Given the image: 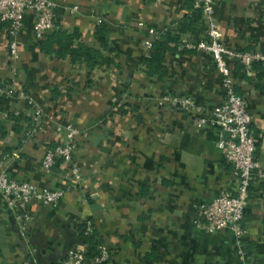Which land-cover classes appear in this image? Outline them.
Here are the masks:
<instances>
[{"label":"crops","instance_id":"obj_1","mask_svg":"<svg viewBox=\"0 0 264 264\" xmlns=\"http://www.w3.org/2000/svg\"><path fill=\"white\" fill-rule=\"evenodd\" d=\"M198 1L55 0V38L36 39L28 11L18 58L0 21V80L15 89L0 98V170L66 190L54 204L25 208L0 195V264H58L71 247L87 250V220L97 248L109 250L104 264H264V179L251 183L240 235L208 232L200 206L234 189V167L218 146L221 127H195L194 112L169 99L189 97L208 109L224 100L210 53L189 46L207 27ZM215 2L227 46L264 50V0ZM61 34L73 35L72 48L96 52V64L59 55ZM148 41H160L159 65L145 62ZM233 74L264 168V65H236ZM70 124L81 132V181L60 158L50 172L42 167Z\"/></svg>","mask_w":264,"mask_h":264},{"label":"built area","instance_id":"obj_2","mask_svg":"<svg viewBox=\"0 0 264 264\" xmlns=\"http://www.w3.org/2000/svg\"><path fill=\"white\" fill-rule=\"evenodd\" d=\"M216 0H199V7L203 10L207 21L205 36L202 40L190 47L205 50L210 53L212 61L222 76L224 100L212 109L197 104L193 99L171 97L172 102L178 103L182 108L193 111L194 126L198 128L209 125H219L222 134L218 139V146L224 152L226 160L234 167L236 185L233 190L222 189L209 202L200 206V215L204 218V227L208 232H216L225 228H232L237 235L241 234L240 222L245 216L248 203L249 190L252 181L264 179V168L255 160L256 138L251 131L252 116L248 109L247 98L238 92L234 78L236 65L251 69L255 64L264 65V50H240L227 46L222 40L219 28ZM55 0H0V21L8 26L9 49L12 57L18 58L19 35L25 24V15L28 11L35 14L34 35L38 40L46 38L58 26L55 22ZM76 10L74 7L71 11ZM149 33L154 34L150 28ZM147 57L153 46L152 41L146 42ZM14 86L0 80V98L13 97ZM27 98L26 95H23ZM42 114L37 109L35 118ZM230 133L226 139L224 134ZM80 129L73 125L67 126L66 140L49 148L43 157L42 167L50 172L55 161L60 158L68 163L69 171L76 181L83 179L80 166L76 160L78 138ZM63 188L40 187L30 181H18L11 178L6 171L0 170V195L11 205L25 208L32 202L54 204L64 196ZM22 227L25 228L23 222ZM85 235L93 232V223L86 221L83 228ZM85 246L71 247L65 257L58 264H104L109 257L107 246L99 248V254L88 258ZM238 264H247L241 261Z\"/></svg>","mask_w":264,"mask_h":264},{"label":"trees","instance_id":"obj_3","mask_svg":"<svg viewBox=\"0 0 264 264\" xmlns=\"http://www.w3.org/2000/svg\"><path fill=\"white\" fill-rule=\"evenodd\" d=\"M194 18H197L198 16H193ZM59 35V33H58ZM56 35H54V32L50 33L46 38L42 39L41 42L45 43L46 41H49L52 38H55ZM60 44H61V49L59 50V55L63 56L69 53L74 59L75 58H80V59H85L90 66L96 64V57L95 55L96 52H94L91 49L88 48H72L71 47V38H73V35H67L63 36L61 34V39L59 37H56ZM62 40V41H61ZM160 41H154L153 46L150 50V56L145 58V62L148 63L149 65H159V60H158V51H159V43ZM259 65V64H255ZM254 65V66H255ZM261 65V64H260ZM159 67V66H158ZM86 225V222L84 223L83 226ZM82 235L87 243V256L88 258H94L96 255L99 254V249L97 248L98 241L94 238V232H92L91 235H85L84 230H82Z\"/></svg>","mask_w":264,"mask_h":264},{"label":"water","instance_id":"obj_4","mask_svg":"<svg viewBox=\"0 0 264 264\" xmlns=\"http://www.w3.org/2000/svg\"><path fill=\"white\" fill-rule=\"evenodd\" d=\"M225 136L230 137V133L229 132H226L225 133Z\"/></svg>","mask_w":264,"mask_h":264}]
</instances>
